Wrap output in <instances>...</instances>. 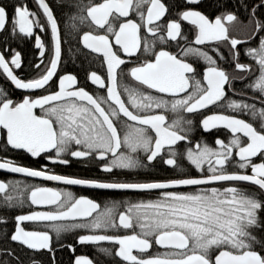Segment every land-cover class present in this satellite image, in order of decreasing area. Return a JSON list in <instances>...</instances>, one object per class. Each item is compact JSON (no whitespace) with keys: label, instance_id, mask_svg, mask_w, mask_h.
I'll return each mask as SVG.
<instances>
[{"label":"snow or ice","instance_id":"obj_1","mask_svg":"<svg viewBox=\"0 0 264 264\" xmlns=\"http://www.w3.org/2000/svg\"><path fill=\"white\" fill-rule=\"evenodd\" d=\"M201 2L80 0L68 5L77 11L69 14L73 23L63 35L46 0H36L39 11L26 3H0V34H8L0 42V74L13 91L22 90L14 98L0 87V135H6L7 146L52 164L92 161L113 176L147 172L157 159L175 172L166 180H101L49 173L46 165L35 169L4 158L0 170L25 177L157 193L101 204L71 191L0 181V209L28 202L48 208L16 215L12 242L47 250L53 264L54 241L72 252L69 264H94L88 255H75L76 244L96 246L115 264H264V237L258 235L264 233V0H225L214 18L199 10ZM185 22L191 40L183 32ZM238 24L248 30L244 40L230 35ZM34 28L50 33L47 43ZM18 36L21 41L35 36L41 58L36 69L49 56L36 77L16 73L24 63V54L12 44ZM69 37L89 64L102 57L103 71L86 75L92 91L75 74L58 71ZM223 42L230 44L235 70L248 73L240 77L244 87L239 90L203 47L220 55L217 45ZM238 45L255 70L240 62ZM193 60L204 61L202 74ZM226 85L236 98L226 94ZM210 107L225 111H204ZM196 117L203 132L223 128L231 135L217 136L212 145L203 138L194 142ZM26 221L48 223L44 230L29 231L21 226ZM7 223L0 217V224ZM69 233L75 241L65 244Z\"/></svg>","mask_w":264,"mask_h":264},{"label":"flooded vegetation","instance_id":"obj_2","mask_svg":"<svg viewBox=\"0 0 264 264\" xmlns=\"http://www.w3.org/2000/svg\"><path fill=\"white\" fill-rule=\"evenodd\" d=\"M17 2L26 3L27 6L31 11H39L36 0H0V3H6L9 5L15 4ZM47 3L52 7L53 0H46ZM65 4H67L66 19L70 21L69 14L74 13L77 10L75 8H71L68 5L70 4H77L80 3V0H62ZM165 4H172L173 2L177 4H182L183 0H162ZM225 0H202L199 10L204 12L206 15H209L210 17L214 18L215 14H218L216 12L217 6L219 4L224 3ZM259 2V0H257ZM53 9V8H52ZM54 11V10H53ZM177 9H173V13H175ZM55 14V12H54ZM41 22L44 23V19L42 16V13L40 15ZM241 19H246L243 14L241 13ZM58 20V19H57ZM72 21V20H71ZM59 23V22H58ZM73 23L69 22L68 25H71ZM78 23V22H77ZM191 26L187 25V23H184L183 26V32L185 35L189 36V39L191 40L193 38L192 33L190 31ZM247 29L242 27L241 25H236L235 27L230 29V35L233 38H237L240 40H244L247 35ZM34 32L42 37L44 42L46 43V40H49V34H45L44 32H41L39 28H34ZM8 35L7 33L0 34V42L3 41V37ZM180 45H184V41L180 38ZM35 36L32 38H23L21 41V38L18 36L16 41H13V47L17 48L24 54V63H23V70H16V73L23 77H36L39 75L40 72H42L45 68V66L48 64L49 56L46 55L44 59V64L41 65L40 69H36L34 67L35 64L40 63V57H39V50L35 48L34 46ZM173 45L172 50L176 51V42H171ZM0 46H2V43H0ZM204 50L209 52V55H211L217 62V65L225 70L231 81V85L234 86L235 89L239 90L242 87H244V82L240 79V77L248 75L247 72H242L235 70V64L233 61L232 56L229 54L230 44L227 42L219 43L217 45L218 51L220 55L217 54L216 51H211L210 46H203ZM242 53L240 56V62L245 64H251L253 65V70H255V64L253 61H251L248 57L243 55L244 46L238 45L237 46ZM86 51V50H85ZM77 56H73V60H79L76 62V70H73L71 67H68V64L59 66V73H72L75 74L78 77L79 82L86 87V90L92 91L95 86L91 85L90 82L87 84L85 83L86 75L90 73V71H97L98 73L103 71L101 67L100 61L102 60V57L98 60H96L94 63L89 64V62L85 59L83 55L79 51H77ZM221 55L224 57L221 59ZM135 59V58H133ZM75 60V61H76ZM72 62V61H71ZM198 70L199 73L202 74L205 63L203 60H193L191 61ZM55 79V78H54ZM0 87L4 88L5 90L12 93L13 97H19L22 95V90H15L13 91L14 87L11 85L10 81L6 80L5 77L0 74ZM229 86L226 85V94L231 98H236L232 91L228 90ZM252 93L248 92V97H251ZM257 106H259V101H257ZM37 113L39 112V109L36 110ZM211 114L212 111H225V109L222 108H215L210 107L207 110H204ZM247 119V117H245ZM197 125L192 132V136L195 140L204 139L206 140L210 145L214 144L215 138L219 136L221 139H227L228 136L231 134L227 132L226 129L220 128V129H214L211 132H203L202 129L199 127V117H196ZM184 148V144L181 143L180 149L181 151ZM4 158L13 159L16 161V163L23 165V166H29L35 169H40L42 166L46 165L49 173H55V174H67L72 175L80 178H98L101 180H136V181H144V180H159L163 178H173L175 176V172L172 168L169 166H166L160 162L159 159L154 162V166L150 169L145 171H141L139 174H120L117 172L115 176L107 174V173H101L96 166V164L92 161L84 162V161H78L76 159H71V163L69 165H60V164H52L49 161L43 159V158H31L28 154L24 153L23 150H14L11 149L9 146L6 145V135H0V160H3ZM259 162V161H257ZM179 163L187 167V161L186 160H180ZM168 172L167 176L161 177V174L163 172ZM0 181L8 182V181H20L22 184L27 185H35L40 187H50L57 191H71L75 196L79 197L81 195L86 196L88 198H91L97 202H100L103 204L106 201H123V200H140V199H149V198H155L156 192L152 193H139V192H132V191H112V190H99V189H91L86 188L83 186H68L63 185L61 183L51 182V181H43L39 179L34 178H28L19 176L17 174L9 173L4 170H0ZM3 197V194L0 193V198ZM48 210L45 206H36V205H30V202L26 203L23 208H16L13 210H5L0 209V217H5L8 220L7 224H0V264H53V258L52 253L48 252L47 250H40V251H34L29 250L26 247L16 243L12 242L10 240V235L15 229V216L19 214H28L30 211H45ZM48 222L43 221H26L23 222L21 225L25 228V230H44L46 227V224ZM258 235H263L264 233H258ZM75 236L73 234H64L63 236V243L70 244L74 243ZM102 247H110L106 243L101 245ZM54 247L57 249L55 252V264L62 258L66 257L68 260V263L70 259H74V256L71 251L66 249H60V245L56 244L54 241ZM76 253L75 255H88L91 259H93L94 264H115V261L110 257L103 254H100L96 250V246L88 245V246H81L76 244ZM155 251V249L153 250ZM162 251V250H161ZM11 252L14 253V256L7 255L6 253ZM15 257H18L19 260L15 259Z\"/></svg>","mask_w":264,"mask_h":264},{"label":"trees","instance_id":"obj_3","mask_svg":"<svg viewBox=\"0 0 264 264\" xmlns=\"http://www.w3.org/2000/svg\"><path fill=\"white\" fill-rule=\"evenodd\" d=\"M52 8L55 12V15L58 19L60 28L62 30V35L66 29V25L69 24V22H72L71 20L68 21L66 19L67 14H66V9H67V4H65L64 2H62V0H53L52 2ZM48 40H46L47 43ZM69 41L70 42H66L62 45V60H61V66L68 64V67H71L73 70H76L77 67L76 62L79 60L74 59L73 60V56H77V59L79 58L77 55V45H76V41L74 39H72L71 37H69ZM76 60V61H75ZM72 61V62H71ZM168 172H163L161 174V177H165L167 176ZM263 237V235H261ZM57 264H69L68 260L66 257H62Z\"/></svg>","mask_w":264,"mask_h":264},{"label":"water","instance_id":"obj_4","mask_svg":"<svg viewBox=\"0 0 264 264\" xmlns=\"http://www.w3.org/2000/svg\"><path fill=\"white\" fill-rule=\"evenodd\" d=\"M11 83V82H10ZM13 86V85H12ZM14 87V86H13ZM5 171V170H4ZM14 174V173H13ZM17 175H21V176H23L22 174H17ZM25 177V176H24ZM28 178H30V177H28ZM34 179H39V178H34ZM39 180H41V179H39ZM44 181V180H43ZM51 182H54V181H51ZM56 183H58V182H56ZM112 191H114V190H112ZM115 191H123V190H115Z\"/></svg>","mask_w":264,"mask_h":264},{"label":"bare ground","instance_id":"obj_5","mask_svg":"<svg viewBox=\"0 0 264 264\" xmlns=\"http://www.w3.org/2000/svg\"><path fill=\"white\" fill-rule=\"evenodd\" d=\"M21 176V175H19ZM24 177V176H23ZM166 179H169V178H163V179H159V180H166ZM181 190H185V189H181ZM264 237V236H263Z\"/></svg>","mask_w":264,"mask_h":264}]
</instances>
